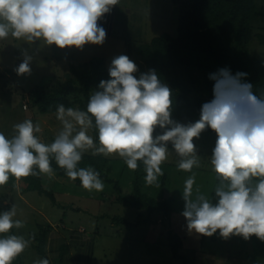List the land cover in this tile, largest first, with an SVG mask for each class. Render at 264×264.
Here are the masks:
<instances>
[{
  "label": "clouds",
  "instance_id": "9594fccd",
  "mask_svg": "<svg viewBox=\"0 0 264 264\" xmlns=\"http://www.w3.org/2000/svg\"><path fill=\"white\" fill-rule=\"evenodd\" d=\"M119 2L0 0V40L11 35L29 45L42 41L59 49L102 45L107 32L99 21ZM31 60L25 53L15 69L18 75L31 73ZM137 72L138 66L127 55L113 58L110 79L99 82L86 111L57 106L62 129L51 143L41 141L37 135L41 126L31 120L13 125L11 138L0 132V186L12 177L17 181L37 175L51 179L54 159L70 180L79 179L85 190L101 192L100 174L91 167H77L89 150L93 156L118 155L133 171L141 161L146 183L158 186L169 144L180 157L178 169L192 172L200 166L194 139L210 128L217 136L210 160L219 180L214 189L216 203L199 188L193 198L195 174L189 176L182 193L187 229L207 237L218 232L223 239L255 236L264 241V94H255L253 85L244 81L247 73L233 75L221 68L210 74L215 81L213 99L202 105L200 118L182 124L172 118V90L156 71L141 73L139 78ZM92 128L98 130L99 146L88 134ZM158 128L161 134H156ZM15 216V206L0 213V264H12L30 243L23 236L8 234L24 226ZM35 264H49V260Z\"/></svg>",
  "mask_w": 264,
  "mask_h": 264
},
{
  "label": "rangeland",
  "instance_id": "374dc122",
  "mask_svg": "<svg viewBox=\"0 0 264 264\" xmlns=\"http://www.w3.org/2000/svg\"><path fill=\"white\" fill-rule=\"evenodd\" d=\"M127 1L133 16L129 14L127 17L125 13V18L120 16L115 37L113 39L106 37L102 45L86 44L83 47L86 49L80 50L75 47L59 49L55 45L45 46L42 41L31 45H27V42H18L20 43L18 50L15 53L11 51L13 57L6 51L12 46L11 36L0 45L5 49L0 50V58L9 57L3 61L10 65L9 69L14 74L12 80L7 81L6 78L0 81V96L6 95L0 97V132L11 138L14 134L13 125L31 120L41 126L42 132L37 134L41 141L53 142L62 129V124L57 120L56 113L46 115L38 113L32 106L31 93L37 88L54 92L67 86L83 87L84 84L71 72L72 64L79 65L94 58H102L109 70L112 59L124 54L138 66L136 74L145 73L146 64L138 55V44L148 43L163 33L176 35L178 8L172 3L174 9L167 7L164 13L159 12L160 15L152 10L160 19H144L142 17L145 16L147 9L163 6L165 0L156 4L151 2L152 0ZM123 3H126V0ZM257 3L263 12L253 22L249 48L253 57L264 61V46L258 40V35L264 32V5L263 0H257ZM150 22L156 25L150 28ZM146 27L150 28L147 33L144 31ZM25 53L32 57L31 73L18 75L15 69L23 62ZM15 61L17 65L13 64ZM1 75L5 76L3 71ZM3 88L4 93L1 92ZM98 90V86L92 87L91 95ZM70 99L76 102L78 109L85 101L80 92L71 94ZM172 118L182 124H188L176 114H172ZM88 134L98 146L91 129ZM216 139V133L210 128L205 129L198 139H194L200 166L194 167L192 172L178 169L180 157L169 144L168 158L161 165L163 175L158 177V186L148 185L146 175L143 178L141 182L143 193L160 202L169 201L172 207L169 218H165L163 211L150 214L147 210L121 204L117 201L115 184L102 181L103 191H88L55 174L51 179L42 175L44 187L48 191H53L61 204L56 206L49 197L37 192H23L19 181L14 177L10 178L6 185L0 186V213L15 206L16 216L13 219L23 222L22 228H13L8 233L14 232L15 235L23 236L30 241L29 246L20 254L22 261L24 264H35L36 261L43 259L35 248L39 242L41 226L64 225L65 229L61 228L64 233H69V229L85 228L86 239L95 243L94 264H184L183 260L173 256L170 241L175 235L183 241L181 253L187 258L188 264H264V241L255 236L249 240L240 236L223 239L218 232L207 237L187 229V221L182 215L185 204L182 193L184 182L189 176L195 174L193 198L197 194L196 189L199 188L201 194L216 203L214 189L219 180L210 163ZM85 153L91 154V150ZM104 157L106 159L104 172L120 184L123 197L132 200L137 169L130 170L118 155ZM140 162L138 161V165ZM142 172L146 174L145 169ZM116 218L125 219L127 223H118L115 221ZM72 251L77 255L76 250ZM69 252L71 248L64 247L62 257L54 260V263L61 264Z\"/></svg>",
  "mask_w": 264,
  "mask_h": 264
},
{
  "label": "trees",
  "instance_id": "16d2710c",
  "mask_svg": "<svg viewBox=\"0 0 264 264\" xmlns=\"http://www.w3.org/2000/svg\"><path fill=\"white\" fill-rule=\"evenodd\" d=\"M173 3L178 8L177 34L163 33L148 43L138 44V55L146 64L145 73L155 70L161 82L172 90V114L188 123L197 121L202 105L213 99L215 81L209 78L210 74L221 68H228L233 75L237 72L247 73L244 81L253 85L255 94H264V61L253 57L249 48L253 22L263 12L257 0H173ZM258 40L264 46V32L258 35ZM71 72L84 86H67L54 92L37 88L31 93V102L38 113L55 114L60 104L66 108H77L76 102L70 99L74 92L83 94L85 101L81 103L80 110L86 111L92 87L98 86L101 80L110 79L105 60L102 58H94L79 65L72 64ZM136 75L139 78V75ZM91 131L99 146L98 130L92 128ZM161 132L158 128L156 134ZM105 164L103 154L93 156L84 153L77 167H91L100 174L101 181L115 184L117 201L121 204L147 210L150 214L163 211L165 218H169L172 211L169 201H157L142 191L141 182L146 175L142 172L145 169L142 162L138 165L133 182L132 200L124 198L120 184L104 172ZM51 166L55 175L81 186V181L70 180L65 170L60 168L54 159ZM19 185L23 192H37L49 197L56 206H61L56 194L44 187L42 175L21 178ZM115 221L127 223L121 218H116ZM51 229V226L40 227L39 242L35 247L43 259L49 260V264L51 262L46 245ZM170 242L173 256L188 264L187 258L181 253L182 239L175 235ZM13 264H24L20 255Z\"/></svg>",
  "mask_w": 264,
  "mask_h": 264
},
{
  "label": "crops",
  "instance_id": "0c3cea01",
  "mask_svg": "<svg viewBox=\"0 0 264 264\" xmlns=\"http://www.w3.org/2000/svg\"><path fill=\"white\" fill-rule=\"evenodd\" d=\"M125 0H120L119 4L114 6L112 11L108 14H105V16L99 21V24L106 30L107 36L110 39H113L116 35V25H117V20L118 18H125V14L128 15L131 14L133 16L132 9L129 5H127V0L126 3ZM154 4L161 3L162 0H152ZM173 0H165L163 2V6L155 8L150 7V9H147L146 14L144 19H155L158 18V15L160 13H164V10L168 9L169 7L171 10L174 9L172 6ZM126 5V7H125ZM175 5V4H174ZM176 6V5H175ZM177 7V6H176ZM177 9V8H176ZM152 10H155L157 14L152 12ZM134 11V10H133ZM160 12V13H159ZM123 13V14H122ZM125 13V14H124ZM121 16V17H120ZM160 19V18H158ZM148 24V21L146 23V26ZM156 23H151L150 22V28L155 26ZM150 28H145L144 31H149ZM11 36V35H9ZM11 40V45L6 51L9 52V56L13 57V53L11 54V51H14V53L18 50V45L20 43L18 42H25L24 40H17L13 37H10ZM6 41V39L0 40V45ZM6 43V42H5ZM26 43V42H25ZM128 43V42H127ZM28 45V43H26ZM86 48H83L82 50H85ZM0 50L3 51L5 50L4 47L1 48ZM5 55V54H4ZM9 59V57L1 56L0 58V81L2 79H6L7 81L12 80L14 74H12L13 71H11L9 68L10 65L5 63V60ZM13 64H16V61L13 62ZM20 64V63H19ZM3 71L4 75H1V72ZM17 73V72H16ZM4 77V78H3ZM5 88L1 90L2 93H4ZM6 95L3 94V96L0 97H5ZM3 104H1L2 106ZM54 178V176L52 177ZM51 226V225H50ZM51 232L48 236L47 239V245H46V252L48 254V257L50 259L51 264H55L54 260H58L62 257V251L64 250V247L71 248V252H69L67 255L64 256V261L61 264H94V257H95V243L93 241H89L86 239V230L84 227L79 228L78 230H70L69 233H64L61 228L64 227V225H53L51 226ZM65 229V228H63ZM76 250L77 255L72 251Z\"/></svg>",
  "mask_w": 264,
  "mask_h": 264
},
{
  "label": "built area",
  "instance_id": "2783aa9c",
  "mask_svg": "<svg viewBox=\"0 0 264 264\" xmlns=\"http://www.w3.org/2000/svg\"><path fill=\"white\" fill-rule=\"evenodd\" d=\"M24 108L26 109V108H27V106H24Z\"/></svg>",
  "mask_w": 264,
  "mask_h": 264
}]
</instances>
